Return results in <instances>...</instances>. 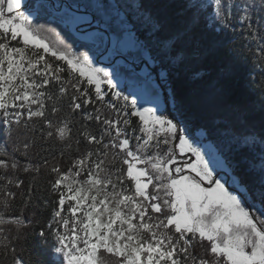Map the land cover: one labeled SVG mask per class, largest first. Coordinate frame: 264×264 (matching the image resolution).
<instances>
[{
    "label": "snow or ice",
    "instance_id": "6c2138e0",
    "mask_svg": "<svg viewBox=\"0 0 264 264\" xmlns=\"http://www.w3.org/2000/svg\"><path fill=\"white\" fill-rule=\"evenodd\" d=\"M238 30L264 68V0H0V261L33 209L54 264H264V103L210 67Z\"/></svg>",
    "mask_w": 264,
    "mask_h": 264
},
{
    "label": "trees",
    "instance_id": "16d2710c",
    "mask_svg": "<svg viewBox=\"0 0 264 264\" xmlns=\"http://www.w3.org/2000/svg\"><path fill=\"white\" fill-rule=\"evenodd\" d=\"M234 41V42H233ZM244 43L240 31L228 32L223 35V45L219 55L214 59L211 68H216L224 63L232 62L236 68V74L229 81V87L233 91V98L257 109L264 103V93L257 87L264 79V68L259 63L250 59L251 53L247 55L240 49ZM174 86L179 89L186 87L183 79L177 80ZM6 134L0 131V144H5ZM46 197L42 186L35 193ZM24 215L32 221V228L29 229L27 239L21 238L17 244L16 254L25 261V264H54L55 253L51 248V241L42 242L37 234L40 225L47 218V212L42 210L28 209ZM0 264H3L0 261Z\"/></svg>",
    "mask_w": 264,
    "mask_h": 264
},
{
    "label": "rangeland",
    "instance_id": "374dc122",
    "mask_svg": "<svg viewBox=\"0 0 264 264\" xmlns=\"http://www.w3.org/2000/svg\"><path fill=\"white\" fill-rule=\"evenodd\" d=\"M55 253V252H54ZM55 257H56V254H55Z\"/></svg>",
    "mask_w": 264,
    "mask_h": 264
}]
</instances>
